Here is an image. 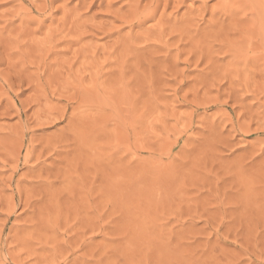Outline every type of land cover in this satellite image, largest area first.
I'll return each instance as SVG.
<instances>
[{
	"label": "rangeland",
	"instance_id": "rangeland-1",
	"mask_svg": "<svg viewBox=\"0 0 264 264\" xmlns=\"http://www.w3.org/2000/svg\"><path fill=\"white\" fill-rule=\"evenodd\" d=\"M0 264H264V0H0Z\"/></svg>",
	"mask_w": 264,
	"mask_h": 264
}]
</instances>
